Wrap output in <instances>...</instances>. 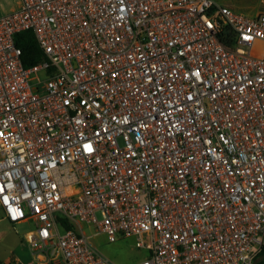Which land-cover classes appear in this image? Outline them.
I'll use <instances>...</instances> for the list:
<instances>
[{
  "label": "built area",
  "instance_id": "obj_1",
  "mask_svg": "<svg viewBox=\"0 0 264 264\" xmlns=\"http://www.w3.org/2000/svg\"><path fill=\"white\" fill-rule=\"evenodd\" d=\"M19 1L0 12V206L31 226L13 264H113L100 234L137 237L138 264H259L264 12Z\"/></svg>",
  "mask_w": 264,
  "mask_h": 264
},
{
  "label": "rangeland",
  "instance_id": "obj_2",
  "mask_svg": "<svg viewBox=\"0 0 264 264\" xmlns=\"http://www.w3.org/2000/svg\"><path fill=\"white\" fill-rule=\"evenodd\" d=\"M221 5L254 17L264 12L262 0H216ZM20 6L19 0H0V12L6 13ZM31 229L27 223L12 224L4 218L0 206V264H13L20 258L30 262L29 249L25 240L26 233ZM93 233V230H88ZM97 249L113 264H138L149 257V251L138 247L137 237H119L110 242L108 237L100 234L92 239Z\"/></svg>",
  "mask_w": 264,
  "mask_h": 264
},
{
  "label": "trees",
  "instance_id": "obj_3",
  "mask_svg": "<svg viewBox=\"0 0 264 264\" xmlns=\"http://www.w3.org/2000/svg\"><path fill=\"white\" fill-rule=\"evenodd\" d=\"M16 43L22 49V58L26 66L35 65L45 59L44 52L32 31H24L18 34ZM259 264H264V247L259 258Z\"/></svg>",
  "mask_w": 264,
  "mask_h": 264
}]
</instances>
